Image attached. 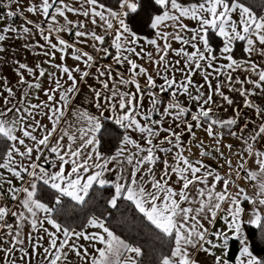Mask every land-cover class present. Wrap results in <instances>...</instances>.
Here are the masks:
<instances>
[{"label": "snow or ice", "instance_id": "obj_1", "mask_svg": "<svg viewBox=\"0 0 264 264\" xmlns=\"http://www.w3.org/2000/svg\"><path fill=\"white\" fill-rule=\"evenodd\" d=\"M0 264H264V0H0Z\"/></svg>", "mask_w": 264, "mask_h": 264}, {"label": "trees", "instance_id": "obj_2", "mask_svg": "<svg viewBox=\"0 0 264 264\" xmlns=\"http://www.w3.org/2000/svg\"><path fill=\"white\" fill-rule=\"evenodd\" d=\"M119 215V214H118ZM115 221L113 222V225H115ZM129 229L134 231V228L132 227V225L129 223L128 220H124L123 223H121L120 228H117V232L118 234H127V232L129 231Z\"/></svg>", "mask_w": 264, "mask_h": 264}, {"label": "crops", "instance_id": "obj_3", "mask_svg": "<svg viewBox=\"0 0 264 264\" xmlns=\"http://www.w3.org/2000/svg\"><path fill=\"white\" fill-rule=\"evenodd\" d=\"M29 60H31V57H29ZM198 135H201V136H203V134H202V133H198Z\"/></svg>", "mask_w": 264, "mask_h": 264}]
</instances>
